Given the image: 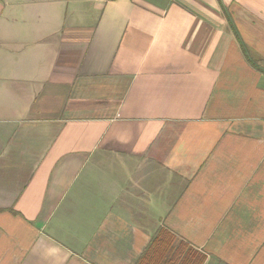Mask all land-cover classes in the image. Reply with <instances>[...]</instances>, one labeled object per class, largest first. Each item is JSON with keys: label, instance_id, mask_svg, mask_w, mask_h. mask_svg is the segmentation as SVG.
I'll return each instance as SVG.
<instances>
[{"label": "crops", "instance_id": "obj_1", "mask_svg": "<svg viewBox=\"0 0 264 264\" xmlns=\"http://www.w3.org/2000/svg\"><path fill=\"white\" fill-rule=\"evenodd\" d=\"M171 244L264 264V0H0V264Z\"/></svg>", "mask_w": 264, "mask_h": 264}, {"label": "trees", "instance_id": "obj_2", "mask_svg": "<svg viewBox=\"0 0 264 264\" xmlns=\"http://www.w3.org/2000/svg\"><path fill=\"white\" fill-rule=\"evenodd\" d=\"M162 233H164L163 230H162ZM162 237H163V236H162ZM162 237H161V238H162ZM172 238L174 239L175 236H174V235H173V236H172V235L169 236V240H171ZM179 245H180V244H177L176 247H174L173 244L170 245V255H172V256H174V257L171 256V260H170L169 264H173L175 258L178 260L179 258H183L184 256H186L187 264H189L190 256H191V258H192V259L190 260V264H200V262H201V257H197L195 254H190L188 250L185 252L184 250H182V249L180 248ZM183 248H184V247H183ZM165 254H168V249H167V251H166ZM167 259H168V257L166 258V260H167ZM175 261H176V260H175Z\"/></svg>", "mask_w": 264, "mask_h": 264}]
</instances>
